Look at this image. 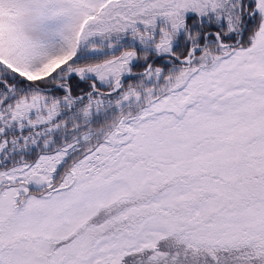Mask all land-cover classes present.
Returning <instances> with one entry per match:
<instances>
[{"label": "snow or ice", "instance_id": "6c2138e0", "mask_svg": "<svg viewBox=\"0 0 264 264\" xmlns=\"http://www.w3.org/2000/svg\"><path fill=\"white\" fill-rule=\"evenodd\" d=\"M0 264H264V0H0Z\"/></svg>", "mask_w": 264, "mask_h": 264}]
</instances>
